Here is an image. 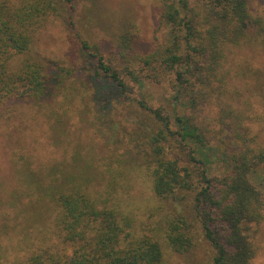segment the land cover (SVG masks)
<instances>
[{"label":"trees","instance_id":"obj_1","mask_svg":"<svg viewBox=\"0 0 264 264\" xmlns=\"http://www.w3.org/2000/svg\"><path fill=\"white\" fill-rule=\"evenodd\" d=\"M72 1L0 0V108L13 101L41 108L56 100L64 74L56 81L32 49L46 22L61 18ZM156 3L167 41L151 51L119 57L81 42L95 60V75L107 84L102 89L113 94L114 85L145 116L143 140L127 152L128 161L105 159L101 174H94L95 161L76 149L69 161L37 168L23 161L13 182H0V264L8 259L4 239L12 232L27 235L34 225L50 228L59 245L34 246L17 264H170L163 246L186 252L194 225L183 216H164L157 227L164 244L156 226L148 232L137 226L115 197L134 164L145 169L155 197L181 201L191 193L193 218L212 249L210 264H253L264 220V147L244 134L250 115L247 100L242 105L238 100L240 73L233 56L237 48L264 42L262 15L254 14L255 0ZM165 80L173 111L154 106L141 92L146 82ZM205 106L212 124L203 123ZM205 137H217L221 156L212 154Z\"/></svg>","mask_w":264,"mask_h":264},{"label":"rangeland","instance_id":"obj_2","mask_svg":"<svg viewBox=\"0 0 264 264\" xmlns=\"http://www.w3.org/2000/svg\"><path fill=\"white\" fill-rule=\"evenodd\" d=\"M254 9V14L262 15L264 21V0H255ZM83 40L121 57L147 53L158 42H166L167 36L166 28L158 24L156 0H73L61 18L48 20L38 35L32 55L46 64L56 81V76L61 80L64 74L63 83L59 85L56 100L47 102L44 107L13 101L0 108V182H13L17 168L25 160L37 168L52 160L67 161L74 149L75 153L95 161L93 164L97 170L93 173L101 174L105 159L118 156L128 161L127 152L136 151L138 143L143 140L148 128L145 116L114 85H110L113 94L102 89L107 84L95 75V60L82 51ZM235 51L233 62L238 63L240 73L237 77L238 100L241 105L247 100L250 115L244 134L264 147V42L247 44ZM66 68L69 73L73 72L70 76L64 73ZM138 92L132 95V99L139 97ZM141 92L154 106L162 104L173 111L169 102L172 91L167 80L161 84L146 82ZM204 108L207 117L203 123L208 125L210 119L212 124L209 109ZM179 109L189 112L186 107ZM205 138L209 140V137ZM219 138L230 141L224 134ZM209 141L212 154L221 156L217 137ZM136 165L131 166L124 181L116 187L115 197L120 206L146 232L156 226V234L160 235L158 238L163 244L164 240L157 231L158 226L164 225L161 222L163 217L183 216L188 225H194L190 228L194 235L193 245L182 254L163 246L165 259L170 264H210L212 249L193 218L191 193L188 192L181 201L172 197L165 200L155 197L145 169ZM146 221L154 223L145 227ZM49 229L34 225L28 229L27 235L10 233L4 239L3 248L8 259L3 264H17L34 246L59 245V240ZM257 244L258 254L253 264H264V220Z\"/></svg>","mask_w":264,"mask_h":264}]
</instances>
